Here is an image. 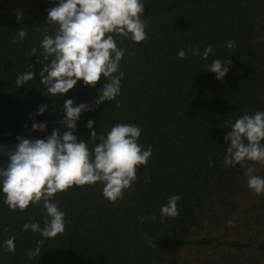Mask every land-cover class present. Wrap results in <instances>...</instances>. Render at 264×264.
I'll return each instance as SVG.
<instances>
[{"label": "trees", "instance_id": "16d2710c", "mask_svg": "<svg viewBox=\"0 0 264 264\" xmlns=\"http://www.w3.org/2000/svg\"><path fill=\"white\" fill-rule=\"evenodd\" d=\"M14 1L0 0V145L9 148L17 136L47 138L53 129L68 130L59 123L65 115L64 102L91 105L104 83L102 79L91 87L81 80L66 94L48 96L39 75L43 66L37 63L39 54L30 51L33 47L40 51L48 27L46 9L51 6L42 0ZM142 3L148 38L141 43L116 40L126 50L120 62L124 73L120 94L115 101L83 112L74 135L91 149L89 119L97 135L117 123L134 124L142 130L138 143L145 149L152 146L148 164L138 168V180L115 203L103 197L100 183L58 192L53 202L65 213V231L45 239L40 256L33 259L27 253L42 237L24 231L23 225L38 222L44 227L42 202L24 212L13 211L0 191V264H178L177 249L201 246L222 248L217 255L212 251L202 264H241L229 250H253L254 264H264V235L240 241L198 230L204 216L211 217L218 208L234 212L235 194L246 185L244 170L250 161L225 167L222 160L231 141L226 143L224 137L232 130L229 121L264 112V0ZM16 10L23 13L22 20L16 19ZM20 29H25L26 37L12 43ZM228 41L236 47L229 50ZM208 45L213 52L207 59L190 53L184 59L178 56L181 49L198 47L202 53ZM215 59L232 62L222 79L207 70ZM31 70L37 73L34 79L17 87V76ZM42 104L47 109L37 115ZM34 122L45 123L46 130L33 131ZM6 163L7 158L0 156V167ZM177 194L178 216L161 223V207ZM10 237L14 252L4 251V241Z\"/></svg>", "mask_w": 264, "mask_h": 264}, {"label": "clouds", "instance_id": "9594fccd", "mask_svg": "<svg viewBox=\"0 0 264 264\" xmlns=\"http://www.w3.org/2000/svg\"><path fill=\"white\" fill-rule=\"evenodd\" d=\"M46 11L44 24L48 27L40 41V51L33 47L30 53L39 54L37 63L43 65L39 75L47 95L66 94L81 80L85 86L91 87L102 79L104 83L91 105H75L72 99L64 102L65 115L59 123L68 130L63 133L53 129L47 138L17 136L11 148L0 145V156L7 158L6 165L0 167V191L4 194V204L10 210L24 212L30 205H41L42 202L45 210L43 228L38 222L23 225L24 231L30 230L42 237L35 249L28 251L29 259L40 256L45 239L55 238L65 231V213L59 209L58 202H53L58 192H66L73 186L100 183L103 185V197L115 203L138 180V168L148 164L153 152L151 145L145 149L138 143L142 130L134 124L117 123L106 134L97 135L93 129L94 121L89 119L86 126L92 129L91 149L86 140L74 135L83 112L104 101H115L120 94L124 76L120 62L126 50L118 47L116 40L129 38L141 43L148 38V22L142 19L145 3L142 0H58L56 6ZM16 19H23L20 10H16ZM49 31L52 34H48ZM26 35L25 29H20L12 43L23 40ZM226 46L229 50L236 47L234 41H228ZM212 52L213 46L208 45L202 53L198 47L189 48L187 52L181 49L178 56L184 59L190 53L207 59ZM128 54L131 57L136 55L135 52ZM231 63L230 59L227 62L215 59L207 70L215 73L216 79H222ZM36 74L32 70L19 74L14 83L17 87L23 86ZM116 106H120L118 101ZM46 109L47 105L42 104L36 114L42 115ZM228 124L232 130L224 139L231 143L225 148L223 165L235 167L247 160L264 166V145L261 143L264 141V112L245 113ZM32 130L43 132L46 124L34 122ZM212 164L209 160V165ZM254 172V167H247V186L257 195L264 194V178L254 175ZM180 198L178 194L170 196L167 204L161 207V223L166 217L178 216L177 202ZM138 220L144 222L139 216ZM228 223L231 225L234 221L229 220ZM3 247L6 252H14V237L5 240Z\"/></svg>", "mask_w": 264, "mask_h": 264}, {"label": "rangeland", "instance_id": "374dc122", "mask_svg": "<svg viewBox=\"0 0 264 264\" xmlns=\"http://www.w3.org/2000/svg\"><path fill=\"white\" fill-rule=\"evenodd\" d=\"M47 2L51 7L56 6L58 0H42ZM16 3V0L14 1ZM250 166L255 168L254 175L264 178V166L259 163L250 161ZM247 169V168H246ZM244 170V174L246 172ZM245 188L235 194L234 212H228L225 208H218L211 217L207 215L203 218V226L198 228L201 234H212L217 237L235 239L240 241L259 240L264 235V194L257 195L247 186V176H244ZM226 206H229L228 204ZM224 206V207H226ZM230 207V206H229ZM246 208V212L243 210ZM233 210V209H232ZM211 213V212H210ZM235 213H238L236 216ZM234 221L229 224L228 221ZM220 247L214 249L212 246L179 248L176 251L178 264H202L212 251L216 255ZM227 250V249H226ZM228 251V250H227ZM237 263L254 264L256 253L252 250L235 251L229 250Z\"/></svg>", "mask_w": 264, "mask_h": 264}]
</instances>
